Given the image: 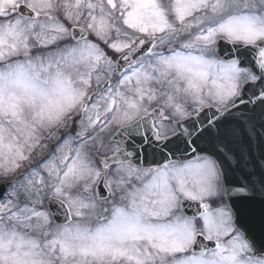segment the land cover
<instances>
[{"label": "snow or ice", "instance_id": "6c2138e0", "mask_svg": "<svg viewBox=\"0 0 264 264\" xmlns=\"http://www.w3.org/2000/svg\"><path fill=\"white\" fill-rule=\"evenodd\" d=\"M0 264H264V0H0Z\"/></svg>", "mask_w": 264, "mask_h": 264}]
</instances>
